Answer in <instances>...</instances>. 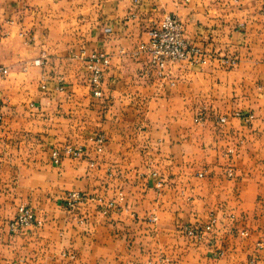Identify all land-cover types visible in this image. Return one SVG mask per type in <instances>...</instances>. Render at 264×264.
I'll return each instance as SVG.
<instances>
[{"label":"crops","instance_id":"0c3cea01","mask_svg":"<svg viewBox=\"0 0 264 264\" xmlns=\"http://www.w3.org/2000/svg\"><path fill=\"white\" fill-rule=\"evenodd\" d=\"M164 15L213 57L173 81L139 50ZM0 69V264H264V0H0ZM66 143L85 155L52 162ZM20 203L38 223L14 235Z\"/></svg>","mask_w":264,"mask_h":264},{"label":"built area","instance_id":"2783aa9c","mask_svg":"<svg viewBox=\"0 0 264 264\" xmlns=\"http://www.w3.org/2000/svg\"><path fill=\"white\" fill-rule=\"evenodd\" d=\"M187 3L189 0H182ZM139 50L148 56L150 66L154 69L156 75L163 80H172L171 71L176 66L187 65L203 66L208 59L213 58L200 48L192 45L185 36V31L182 24L171 15H164L163 18L154 26L149 33L148 41L139 46ZM84 60V69L87 75V84L94 98L102 96V84L105 72L109 67V58L103 53H91L87 56H82ZM222 66H228L232 62L226 58L219 60ZM35 65H40V61L34 62ZM1 76V69H0ZM41 89H45L44 85ZM203 119V115L198 114L195 121L199 122ZM2 117L0 116V123ZM224 122V119H220ZM95 147V152L100 154L105 142L102 135H94L88 140ZM85 155V149L82 147H74L67 145L62 150H54L51 152V158L54 162H58L63 157L81 158ZM92 166V165H91ZM200 176V175H199ZM228 176H231L229 174ZM70 201L67 202L71 206L72 202L81 200L78 194L72 193L69 196ZM156 221V217L153 218ZM33 215L30 210L21 206L18 209L16 217L9 224V232L26 229L32 225ZM211 225L205 227L209 231ZM185 234L189 237L200 239V233H195L188 230L187 227L182 228Z\"/></svg>","mask_w":264,"mask_h":264},{"label":"rangeland","instance_id":"374dc122","mask_svg":"<svg viewBox=\"0 0 264 264\" xmlns=\"http://www.w3.org/2000/svg\"><path fill=\"white\" fill-rule=\"evenodd\" d=\"M26 42V41H25ZM82 60H83V58H82ZM83 63H84V60H83ZM86 83H87V81H86ZM88 85V84H87ZM197 117V116H196ZM196 117H195V119H196ZM195 119H194V121H195ZM196 122V121H195ZM197 123V122H196ZM223 123H225V121L223 122ZM67 145H70V146H73L72 144H69V143H66V144H63V145H61V146H59V147H57V148H54L51 152H53L54 150H62L65 146H67ZM51 152H50V159H51V161L52 162H54L53 161V159L51 158ZM63 158H71V157H68V156H66V157H63ZM62 158V159H63ZM62 159H60V160H62ZM59 160V161H60ZM58 161V162H59ZM58 162H55V163H58ZM229 174H231V176H229V177H232V171H229L228 170V172H227V175H229ZM230 179V178H229ZM72 193H75V194H78L80 197H81V200H77V201H75V202H72V204H71V206H68L67 205V202L68 201H70V199H69V195L70 194H72ZM62 202H61V207L64 209V210H67L68 212H71L72 214H78L79 212H80V210H81V208L83 207V206H85V204H87V203H89V202H92V201H95V200H93V198H91V195H88L87 193H85V192H80V191H70V192H67V193H65L64 194V196H63V198H62V200H61ZM97 201V200H96ZM102 203V202H101ZM21 206H23L24 208H26V209H28V210H30V212L32 213V215H33V222H32V225L30 226V227H28V228H26V229H23V230H20V231H17V232H15V233H11V234H14V235H16V234H23V233H25L27 230H29L31 227H34V226H36V224L38 223V219H37V217L38 216H36V209L32 206V204H28V203H20L17 207H16V210H15V213H14V215H13V217H12V219L8 222V224H7V227H8V230H9V224L11 223V221L16 217V215H17V212H18V209L21 207ZM154 217H156L155 215H151V216H149V220L151 219V221L152 222H155V221H153V218ZM79 218V217H78ZM233 218V220L235 221V219H234V217L233 216H230V219H232ZM156 220H157V217H156ZM186 227V226H185ZM188 228V230H192L193 231V229L192 228H196V226L194 227H191V228H189V227H187ZM203 228V227H202ZM196 229H198V230H200L201 228H200V226L199 227H197ZM197 230V231H198ZM213 230V229H212ZM210 231V230H209ZM206 232H208V231H206ZM209 233V232H208ZM240 234L241 235H246V232L245 231H242V232H240ZM62 256H64L65 258L66 257H68L69 259H74L73 257V254H71V253H68V252H65V254L63 255L62 254Z\"/></svg>","mask_w":264,"mask_h":264}]
</instances>
